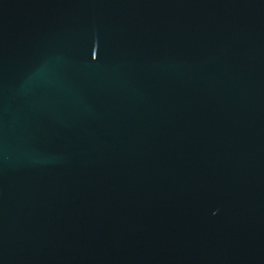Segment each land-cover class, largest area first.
<instances>
[{
  "label": "water",
  "instance_id": "water-1",
  "mask_svg": "<svg viewBox=\"0 0 264 264\" xmlns=\"http://www.w3.org/2000/svg\"><path fill=\"white\" fill-rule=\"evenodd\" d=\"M0 264H264V0H0Z\"/></svg>",
  "mask_w": 264,
  "mask_h": 264
}]
</instances>
